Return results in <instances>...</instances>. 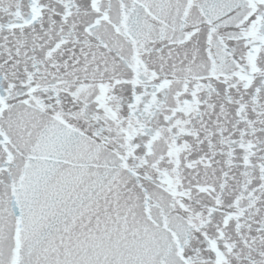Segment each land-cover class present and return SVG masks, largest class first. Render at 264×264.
Returning <instances> with one entry per match:
<instances>
[{
  "label": "snow or ice",
  "instance_id": "6c2138e0",
  "mask_svg": "<svg viewBox=\"0 0 264 264\" xmlns=\"http://www.w3.org/2000/svg\"><path fill=\"white\" fill-rule=\"evenodd\" d=\"M0 264H264V0H0Z\"/></svg>",
  "mask_w": 264,
  "mask_h": 264
}]
</instances>
